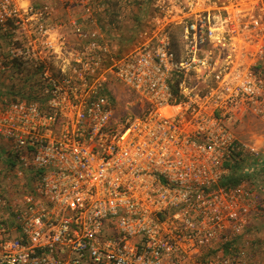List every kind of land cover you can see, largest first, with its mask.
I'll return each mask as SVG.
<instances>
[{"label":"built area","instance_id":"obj_1","mask_svg":"<svg viewBox=\"0 0 264 264\" xmlns=\"http://www.w3.org/2000/svg\"><path fill=\"white\" fill-rule=\"evenodd\" d=\"M152 14L121 55L78 20L68 55L42 24L14 47L69 67L42 72L43 102L0 101V138L32 176L20 197L0 189L14 224L0 221V264H253L240 240L264 203L220 181L234 127L264 121V0H157ZM17 16L0 0V22ZM116 79L139 114L116 115Z\"/></svg>","mask_w":264,"mask_h":264},{"label":"rangeland","instance_id":"obj_2","mask_svg":"<svg viewBox=\"0 0 264 264\" xmlns=\"http://www.w3.org/2000/svg\"><path fill=\"white\" fill-rule=\"evenodd\" d=\"M156 1L10 0L12 7L17 9L18 16L13 19L9 18L13 21L12 27L7 25L8 23L0 22V93L2 94L0 101L8 102L13 96L20 97L10 94L13 91L11 89L13 81L8 78L7 68L9 66L5 64L6 60L14 56L28 60L29 62L26 64L28 70L34 69L36 66L41 67L42 72L47 68L52 72L60 71L62 67L68 69V62H65L64 58L48 56L46 61L40 62L14 50V47H19L22 43L31 40L30 38L33 40L40 37L39 27L41 24L45 28L50 27L60 40L65 38L67 47H65L64 53L66 55L70 54L73 45L77 44V49L80 47L79 43L81 42L77 39L78 36L74 29L77 20L85 23L86 28L98 29L104 40L110 45L111 53L121 55L134 48L142 40V35L150 30ZM88 6L91 8L90 11L87 10ZM45 10L47 11L45 12ZM27 17L29 18L27 19ZM9 28L11 29L8 30ZM6 30L9 31L10 36H1V33H5ZM39 53L37 52V54ZM41 55H48V53L44 51ZM42 72L35 76L30 83H36L39 79L40 84L33 85V88L37 87L39 96L44 97L43 89L40 88L42 84L44 85ZM20 87H22V83L17 82L14 89L18 90ZM106 94L111 97L116 107V115L139 114L142 110L137 95L119 79L109 84ZM34 101H39V99ZM234 130L238 141L235 150L241 149L243 156L248 157V162L252 160L253 155L256 156L255 158H261L264 155V121L259 117L251 116L245 124L235 126ZM252 147L255 150H252ZM20 165L19 159H16L15 150L10 148L6 139L0 138V189L6 201L15 196L20 197L21 184L30 183L31 173ZM19 170L22 171V176L19 175ZM249 171L250 176L244 178L242 182L251 186L264 203V167L258 163L255 168H249ZM12 213L11 206H0V221L5 216L10 228L14 229ZM240 245L244 247L245 257H248L251 263H260V259L264 257V212L262 218L259 217L244 232Z\"/></svg>","mask_w":264,"mask_h":264},{"label":"trees","instance_id":"obj_3","mask_svg":"<svg viewBox=\"0 0 264 264\" xmlns=\"http://www.w3.org/2000/svg\"><path fill=\"white\" fill-rule=\"evenodd\" d=\"M5 23L6 24L8 23L7 25L11 27L13 25V21L11 19L7 20ZM10 29L11 28H9L8 30ZM8 30H6L5 33H1L2 34L1 36H10ZM28 62H29L28 60L18 56H14L13 58L5 61V64L9 66L7 68L9 72L8 78L13 81L11 86V89L13 91L10 94L20 96L19 98L13 96L10 99V101L23 100V99L27 101H34L36 99H39V101L43 102L46 99L45 94L44 97L39 96V93H37L39 89H37V87L33 88V85H39L41 81H39L38 79L36 83L33 84L30 83L31 81H33L35 76H37L39 73L41 74L42 72L41 67L36 66L34 69L28 70L26 69V64ZM17 82L22 83V87H20L18 90H15L14 87L17 85ZM43 86L44 85L42 84L40 88L43 89ZM1 97L2 94L0 93V98ZM255 157L256 156L253 155L252 160L248 162V157L243 156V151L241 149L235 150L233 153L232 160L226 163V167L228 170L225 173V175L222 177L220 184L221 185L237 184L239 182H242L244 178L250 176L251 173L249 171V168H255V165L258 163H261L264 167V155L261 158H255Z\"/></svg>","mask_w":264,"mask_h":264},{"label":"crops","instance_id":"obj_4","mask_svg":"<svg viewBox=\"0 0 264 264\" xmlns=\"http://www.w3.org/2000/svg\"><path fill=\"white\" fill-rule=\"evenodd\" d=\"M262 215H263V214H262ZM262 215L256 217V218L252 221L251 226L254 224V221H257V220H258L259 217L262 218ZM259 264H264V257L260 259V263H259Z\"/></svg>","mask_w":264,"mask_h":264}]
</instances>
